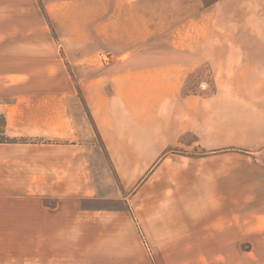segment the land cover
I'll return each mask as SVG.
<instances>
[{"label":"crops","instance_id":"1","mask_svg":"<svg viewBox=\"0 0 264 264\" xmlns=\"http://www.w3.org/2000/svg\"><path fill=\"white\" fill-rule=\"evenodd\" d=\"M15 6L0 0V135L41 141L0 142V264H192L208 258L193 247L238 246L239 215L212 209L207 194H264V168L250 157L264 151V0L204 8L183 27L206 29L166 47L163 62L151 46L120 52L131 56L92 75L74 63L76 82L52 62L46 34L45 47L31 41L33 54L17 67ZM221 6L231 7L230 29L209 30ZM201 64L210 91L183 95ZM76 99L103 139L117 188L97 184ZM187 134L195 142L184 148L201 156H165ZM89 200L124 207L83 206Z\"/></svg>","mask_w":264,"mask_h":264},{"label":"rangeland","instance_id":"2","mask_svg":"<svg viewBox=\"0 0 264 264\" xmlns=\"http://www.w3.org/2000/svg\"><path fill=\"white\" fill-rule=\"evenodd\" d=\"M218 1L221 0H16L17 67L22 64L24 53L33 54L30 49L32 45H29L31 41H34L33 45L41 43L45 47L42 43L43 34L47 35V51L52 62L63 65L74 82L76 77L72 64L89 65L85 68L87 70L85 74L92 75L98 68L121 64L131 56L127 54L120 56V52L135 53L142 48L154 46L159 48L160 62H163L167 58L164 54L167 52L166 47H182L190 31L206 29L191 25L187 31L183 27L184 24H188L195 14ZM230 10L231 7L221 6L217 17L213 14L209 18L211 21L209 30L230 29L226 22L227 18L223 17L224 14L230 15ZM31 32H40L34 36L42 39L23 37ZM22 42L27 43L29 47L19 45ZM149 52L151 51L144 54L145 58L152 56L148 54ZM130 62L136 61L133 59ZM211 79L209 66L199 65L187 74L182 94L207 93L211 88ZM79 101L80 99L75 100L73 111L78 119L85 118L87 124L83 127L86 128L84 144L89 159L96 161L97 176L102 177L101 180L97 177V184H103L105 187L108 183L104 184V182L110 180L111 188H117V181L111 172L112 167L106 160L103 139L90 113L87 114L84 104ZM79 105L78 112L75 106ZM1 125L0 121V127ZM40 141L34 138L6 139L0 135L2 143L32 144ZM194 142L195 138L187 134L180 138L177 146L169 148L165 156L200 157L202 152L197 147L190 150L183 146L184 143L189 146ZM42 143L55 142L45 140ZM250 157L257 160V168H264V151ZM207 198L212 204V209L222 208L225 212L232 211L235 215H239L241 227L239 245L193 247L191 251L193 256L201 255L208 258L207 261L192 264H264V194H207ZM232 198L233 206H231ZM45 202L50 206L54 204V200ZM82 204L85 207L95 208L124 207L120 200H89ZM146 249L148 253L154 250L150 245ZM156 249L165 248L156 247Z\"/></svg>","mask_w":264,"mask_h":264},{"label":"trees","instance_id":"3","mask_svg":"<svg viewBox=\"0 0 264 264\" xmlns=\"http://www.w3.org/2000/svg\"><path fill=\"white\" fill-rule=\"evenodd\" d=\"M9 142H11V140H8Z\"/></svg>","mask_w":264,"mask_h":264}]
</instances>
